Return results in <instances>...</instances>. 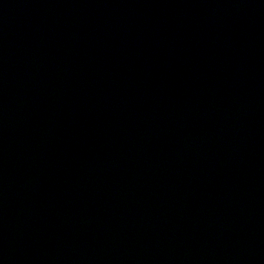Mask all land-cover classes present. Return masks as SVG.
Returning a JSON list of instances; mask_svg holds the SVG:
<instances>
[{"label":"water","instance_id":"water-1","mask_svg":"<svg viewBox=\"0 0 264 264\" xmlns=\"http://www.w3.org/2000/svg\"><path fill=\"white\" fill-rule=\"evenodd\" d=\"M0 264H264V0H0Z\"/></svg>","mask_w":264,"mask_h":264}]
</instances>
